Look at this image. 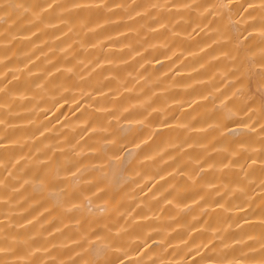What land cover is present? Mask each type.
I'll return each mask as SVG.
<instances>
[{
	"label": "bare ground",
	"instance_id": "6f19581e",
	"mask_svg": "<svg viewBox=\"0 0 264 264\" xmlns=\"http://www.w3.org/2000/svg\"><path fill=\"white\" fill-rule=\"evenodd\" d=\"M0 264H264V0H0Z\"/></svg>",
	"mask_w": 264,
	"mask_h": 264
}]
</instances>
